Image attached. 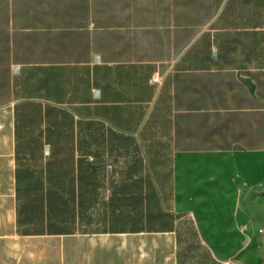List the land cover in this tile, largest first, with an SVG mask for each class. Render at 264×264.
I'll use <instances>...</instances> for the list:
<instances>
[{"label": "crops", "instance_id": "0c3cea01", "mask_svg": "<svg viewBox=\"0 0 264 264\" xmlns=\"http://www.w3.org/2000/svg\"><path fill=\"white\" fill-rule=\"evenodd\" d=\"M0 81V264H195L264 192V0H0Z\"/></svg>", "mask_w": 264, "mask_h": 264}, {"label": "rangeland", "instance_id": "374dc122", "mask_svg": "<svg viewBox=\"0 0 264 264\" xmlns=\"http://www.w3.org/2000/svg\"><path fill=\"white\" fill-rule=\"evenodd\" d=\"M238 162L244 165L242 170L246 178L250 182H262L261 188L264 189V159L260 155L255 157L253 154H245L239 158ZM246 164H251L252 168H246ZM241 195L242 217L241 222L235 226L219 224V221L222 220L221 217L211 216V212L214 213L215 210L218 215V208L211 202L210 215L205 218L206 222H209L206 223L207 236L211 239H199L202 246L196 244L195 240L190 243L189 240H186L183 244L192 246L190 252L194 254L193 263L259 264L264 259V192L248 191L243 187ZM225 227L227 228L226 232H224ZM183 228L188 230L189 225L185 224ZM213 228L215 229L213 230ZM208 243L212 244L214 248H209ZM206 251H209L210 256H207ZM188 257L185 255V258Z\"/></svg>", "mask_w": 264, "mask_h": 264}, {"label": "built area", "instance_id": "2783aa9c", "mask_svg": "<svg viewBox=\"0 0 264 264\" xmlns=\"http://www.w3.org/2000/svg\"><path fill=\"white\" fill-rule=\"evenodd\" d=\"M153 80L154 81H158L159 80V77L158 76H154L153 77ZM259 264H264V259Z\"/></svg>", "mask_w": 264, "mask_h": 264}, {"label": "trees", "instance_id": "16d2710c", "mask_svg": "<svg viewBox=\"0 0 264 264\" xmlns=\"http://www.w3.org/2000/svg\"><path fill=\"white\" fill-rule=\"evenodd\" d=\"M4 82L3 81H0V85H2Z\"/></svg>", "mask_w": 264, "mask_h": 264}, {"label": "bare ground", "instance_id": "6f19581e", "mask_svg": "<svg viewBox=\"0 0 264 264\" xmlns=\"http://www.w3.org/2000/svg\"><path fill=\"white\" fill-rule=\"evenodd\" d=\"M10 128V127H9Z\"/></svg>", "mask_w": 264, "mask_h": 264}]
</instances>
